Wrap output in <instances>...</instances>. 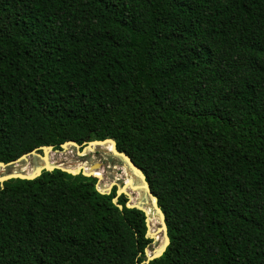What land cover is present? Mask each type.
I'll return each instance as SVG.
<instances>
[{"label": "trees", "instance_id": "16d2710c", "mask_svg": "<svg viewBox=\"0 0 264 264\" xmlns=\"http://www.w3.org/2000/svg\"><path fill=\"white\" fill-rule=\"evenodd\" d=\"M105 139L165 216L148 264H264V0H0V163ZM98 180L0 184V264H143Z\"/></svg>", "mask_w": 264, "mask_h": 264}, {"label": "rangeland", "instance_id": "374dc122", "mask_svg": "<svg viewBox=\"0 0 264 264\" xmlns=\"http://www.w3.org/2000/svg\"><path fill=\"white\" fill-rule=\"evenodd\" d=\"M78 151L79 149L69 146L62 152H49V163L51 166L72 171L81 169V167H86V169L90 168L89 170L99 172L101 177L97 182L96 188L101 192L108 190L112 184L119 189L125 185L128 180L132 179L133 186L138 188L135 190L131 189L130 186L125 188V192L128 194V203L130 205H141L147 209V211L149 210L151 214V221H149L151 226L149 231L151 230V233L157 232L158 229L161 228L159 218L154 212L148 196L142 189L143 183L141 179L137 173L124 164L122 159L113 156L109 152V146H106L105 149L103 147H95L93 151H87L84 154H78ZM41 165V161L36 157H29L26 162H20L6 168L0 167V176L8 172L31 175L35 169ZM94 166L95 168H93ZM152 240L153 242L148 249L149 254L153 253L159 246H162V233L157 232Z\"/></svg>", "mask_w": 264, "mask_h": 264}, {"label": "water", "instance_id": "95a60500", "mask_svg": "<svg viewBox=\"0 0 264 264\" xmlns=\"http://www.w3.org/2000/svg\"><path fill=\"white\" fill-rule=\"evenodd\" d=\"M69 146L74 147L76 149H79L78 154H84L87 151H93V149L95 147H106V146H109L110 147V151L109 152L113 156L122 159L124 164L127 167H129V169H131L132 171L137 173V175L139 176V178L141 179V181L143 183L142 189L145 192V194L148 196V198H149V200L151 202L152 208H153L154 212L156 213V215L159 218V221L161 223V228L158 229L157 232H160L163 235V244H162L161 247H159L158 249L154 250L153 253H151V254H149L148 250H145L146 260H145V262L143 264H148L149 262L161 257L163 255V253L165 252L166 248L169 246V237H168V234H167V227H166V224H165V216H164L163 212L161 211V209L158 206L157 198L152 195L151 190L149 188L148 183L146 182V178H145L143 172L140 170V168H138L131 161V159L126 154L120 153V152L117 151L116 143H115L114 140L105 139L103 141H92V142H88V143L83 144V146H79L75 142H65L64 144L60 145V150H55L53 146H43V147L36 148V149L32 150L30 153L24 154L23 156H21L20 158H18L15 161H12V162L7 163V164L0 163V167L1 168H6V167H9L11 165L20 163V162H26L29 157H37V158H39L42 161V165L37 167L35 169V171L31 175H26V174H23V173H9V174H5V175H1L0 176V184H3L4 182L12 180V179L34 180V179L38 178L42 174L43 171H53L55 169L61 170L62 172H65V173L73 175V176L81 174L83 177L90 178V176H89L90 174L85 172V171H83L82 169H78V170H75V171H70L68 169L58 168V167H54V166L49 165V163H48V153L49 152H53V151L54 152H62L64 150H66L67 147H69ZM39 151L42 152V155L39 154ZM95 166L93 168H95ZM129 183H130V180H128V182L125 185H123L121 188H119V189L117 188L116 197L113 200V202L115 204H116V200H117V198L119 196H121V195L128 196V194L125 192V188L129 187V185H127ZM96 185H97V183H96ZM113 186H114V184H112L109 187V189L106 190V191H103V192H101L99 190L98 191L101 194H107L108 195V194H110L111 189L113 188ZM130 188L135 190L138 187L130 186ZM117 206H118L119 209H121L120 205H117ZM126 207L127 208H136L138 210H141L144 213L145 218H146L145 219V225H146V229H147L146 236L148 238H150V239H153V237L155 236V234L157 232L151 233L149 231L150 226H149V221H148V216H147L146 209L143 206H141V205H130L128 202L126 203Z\"/></svg>", "mask_w": 264, "mask_h": 264}, {"label": "bare ground", "instance_id": "6f19581e", "mask_svg": "<svg viewBox=\"0 0 264 264\" xmlns=\"http://www.w3.org/2000/svg\"><path fill=\"white\" fill-rule=\"evenodd\" d=\"M104 149H105V147H103ZM48 163H49V153H48ZM49 165H50V163H49ZM85 166V165H84ZM62 167V166H61ZM76 168V167H75ZM72 169V168H71ZM81 169L83 170V171H85V172H87V173H89L90 175V177L91 176H97V177H101V174L99 173V172H96V171H93V170H89V169H86V167H81ZM70 171H72V170H70ZM75 171V170H74ZM26 172V171H25ZM25 174V173H24ZM103 176V175H102ZM127 185H129V186H133V180L131 179L130 180V183L129 184H127ZM146 212H147V216H148V221H151V219H150V216H151V214H150V212H149V210L147 211V209H146ZM152 213V212H151ZM153 216V215H152ZM149 226H151L150 224H149ZM152 229V228H151ZM151 231V230H150ZM158 237V236H157ZM160 241V240H159ZM157 243V242H156ZM159 247H161V246H159Z\"/></svg>", "mask_w": 264, "mask_h": 264}]
</instances>
